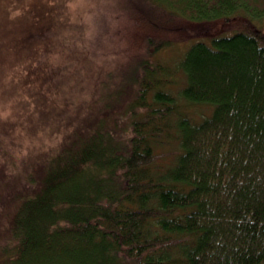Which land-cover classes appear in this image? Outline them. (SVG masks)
Returning <instances> with one entry per match:
<instances>
[{
  "label": "trees",
  "instance_id": "obj_1",
  "mask_svg": "<svg viewBox=\"0 0 264 264\" xmlns=\"http://www.w3.org/2000/svg\"><path fill=\"white\" fill-rule=\"evenodd\" d=\"M9 1L0 47L54 26L39 0L9 21L26 0ZM118 11L149 55L105 76L87 51L69 54L65 78L85 73L102 89L51 163L5 165L0 264H264V0H126ZM183 21L211 34L188 39ZM166 31L191 40L173 66L153 58L176 43ZM195 104L210 114L195 120Z\"/></svg>",
  "mask_w": 264,
  "mask_h": 264
},
{
  "label": "clouds",
  "instance_id": "obj_2",
  "mask_svg": "<svg viewBox=\"0 0 264 264\" xmlns=\"http://www.w3.org/2000/svg\"><path fill=\"white\" fill-rule=\"evenodd\" d=\"M39 3L54 10V26L46 34L28 35L0 47V163L12 171L57 158L76 118L99 98L102 85L95 83V76L89 80L81 73L79 84L75 77L65 78L71 52L90 53L93 70L105 76L125 62L127 40L118 5L126 0ZM31 6L32 0H26L23 9L13 5L8 20L20 19ZM38 69L47 79L37 78Z\"/></svg>",
  "mask_w": 264,
  "mask_h": 264
},
{
  "label": "rangeland",
  "instance_id": "obj_3",
  "mask_svg": "<svg viewBox=\"0 0 264 264\" xmlns=\"http://www.w3.org/2000/svg\"><path fill=\"white\" fill-rule=\"evenodd\" d=\"M3 2L7 3L6 6L10 5L9 0H0V9H1ZM136 3H137V1H135V4ZM139 3H141V2L139 1ZM263 22H264V19H262V23ZM183 23H184L185 30L189 34L188 39L189 38H192V39L202 38L203 39L205 37H208L211 34L212 27L208 24L195 25V24H189L186 21H183ZM255 23L258 24L257 21H255ZM255 23L253 22V24H255ZM232 30H234V27L225 26L224 28H222L221 31H223V32L225 31L226 33H228V32H232ZM166 32L170 35L168 38L171 40H174L176 43H173L171 46L164 48L158 54L154 55L153 58H157L161 61H164V63H166L170 66H173V64H175L179 60L180 56L182 55L183 51L188 47L191 40H187L185 38H182L180 36L181 33H176V32L172 33L170 31H166ZM124 35H125V38L127 40V44H126V49L122 55L123 61H127V59L129 57L130 58L133 57L134 54H138L140 51H141L140 53H142V54L144 53V56L149 55L146 48H144L143 50L139 49L138 53H137L135 51V46H131L132 42L129 39H127L128 34H124ZM106 49L108 50V48H106ZM176 77H177L176 78L177 83L175 85L178 86V84L182 82L183 76H182V74H178ZM187 111L192 116V118H194L195 120L198 121L201 118H203L204 116L209 115L211 112V108L208 107L207 105L195 104V105L187 108ZM168 149H169V146H167L166 148L164 147L163 149H159L158 152H166ZM172 158H173V153L167 152V156L164 158V160L167 161V160H171ZM5 165L6 164L0 163V183L5 182L4 179L6 178V175L8 174V169L6 168Z\"/></svg>",
  "mask_w": 264,
  "mask_h": 264
}]
</instances>
